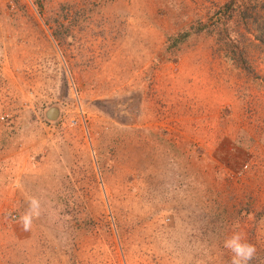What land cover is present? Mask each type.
<instances>
[{
    "label": "rangeland",
    "instance_id": "rangeland-1",
    "mask_svg": "<svg viewBox=\"0 0 264 264\" xmlns=\"http://www.w3.org/2000/svg\"><path fill=\"white\" fill-rule=\"evenodd\" d=\"M263 42L264 0H0V264H264Z\"/></svg>",
    "mask_w": 264,
    "mask_h": 264
},
{
    "label": "clouds",
    "instance_id": "clouds-1",
    "mask_svg": "<svg viewBox=\"0 0 264 264\" xmlns=\"http://www.w3.org/2000/svg\"><path fill=\"white\" fill-rule=\"evenodd\" d=\"M29 203V211L20 217L25 231H28L32 227L33 218L40 216L39 200L31 198ZM241 240V235L239 233H234L231 238L224 241V248L234 253L232 264H248L256 254L257 250L254 245L242 243Z\"/></svg>",
    "mask_w": 264,
    "mask_h": 264
},
{
    "label": "trees",
    "instance_id": "trees-1",
    "mask_svg": "<svg viewBox=\"0 0 264 264\" xmlns=\"http://www.w3.org/2000/svg\"><path fill=\"white\" fill-rule=\"evenodd\" d=\"M261 40V39H260ZM263 45H264V42H263Z\"/></svg>",
    "mask_w": 264,
    "mask_h": 264
}]
</instances>
